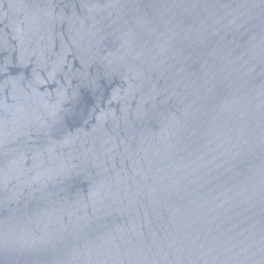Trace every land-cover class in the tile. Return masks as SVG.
I'll return each mask as SVG.
<instances>
[{
  "label": "water",
  "instance_id": "water-1",
  "mask_svg": "<svg viewBox=\"0 0 264 264\" xmlns=\"http://www.w3.org/2000/svg\"><path fill=\"white\" fill-rule=\"evenodd\" d=\"M0 264H264V0H0Z\"/></svg>",
  "mask_w": 264,
  "mask_h": 264
}]
</instances>
